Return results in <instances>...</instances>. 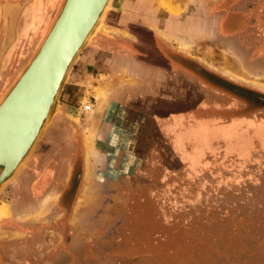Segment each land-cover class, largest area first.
Returning a JSON list of instances; mask_svg holds the SVG:
<instances>
[{
    "label": "rangeland",
    "instance_id": "obj_1",
    "mask_svg": "<svg viewBox=\"0 0 264 264\" xmlns=\"http://www.w3.org/2000/svg\"><path fill=\"white\" fill-rule=\"evenodd\" d=\"M25 1L0 0V101L63 2L35 0L24 7L4 48L7 9ZM121 1H113L114 9ZM92 43L71 70L48 130L0 193V264H264V126L239 121L217 128L190 117L176 137L185 148L182 157L151 144L150 151L127 153L128 167L114 169L124 177L110 176L109 137L98 140L91 129L98 108L89 87L74 83L76 74L90 78L84 60ZM242 43L252 46L247 39ZM259 59L242 68L240 81L257 82L264 91ZM261 118L264 113L256 120ZM68 124L79 127L81 142L74 141L72 129L57 132ZM60 150L76 163L68 186L51 176L73 166L67 156L58 159Z\"/></svg>",
    "mask_w": 264,
    "mask_h": 264
},
{
    "label": "crops",
    "instance_id": "obj_2",
    "mask_svg": "<svg viewBox=\"0 0 264 264\" xmlns=\"http://www.w3.org/2000/svg\"><path fill=\"white\" fill-rule=\"evenodd\" d=\"M112 7L107 31L92 43L84 60L90 81L82 74L74 78L75 85L89 87L98 108L92 131L98 140L108 136L109 152L114 159L118 154L110 161V176L118 175L114 169L130 159L127 153L152 150L138 147L144 139L163 144L176 157L185 154L176 137L190 117L226 127L219 126L221 115L211 114L202 99L189 94L194 81L185 66L197 64L242 84V68L260 56L259 50L249 56L242 43L243 28L236 24L243 14L241 0H123ZM251 83L247 86L261 90ZM204 90L209 94V87ZM141 119L146 122L143 132Z\"/></svg>",
    "mask_w": 264,
    "mask_h": 264
},
{
    "label": "water",
    "instance_id": "obj_3",
    "mask_svg": "<svg viewBox=\"0 0 264 264\" xmlns=\"http://www.w3.org/2000/svg\"><path fill=\"white\" fill-rule=\"evenodd\" d=\"M34 1L8 7L12 12L7 11L4 48L12 39L18 13ZM113 1L63 0L35 54L1 99L0 193L14 183L51 125L70 72L97 35ZM7 158L9 166L3 162Z\"/></svg>",
    "mask_w": 264,
    "mask_h": 264
},
{
    "label": "flooded vegetation",
    "instance_id": "obj_4",
    "mask_svg": "<svg viewBox=\"0 0 264 264\" xmlns=\"http://www.w3.org/2000/svg\"><path fill=\"white\" fill-rule=\"evenodd\" d=\"M240 9L244 15H241L240 20L236 21V24L238 25L239 22V25H241V27L243 28L241 37L243 38V40H249V44H251L252 46L253 44L256 46L254 48H251L252 46H247L246 51L249 53V56H254L259 48V58H261L262 62H264V0H241ZM109 22L112 21L110 20ZM229 25H231V23ZM180 58L181 57L177 58V62L181 65ZM186 64L189 63L187 62ZM185 68L188 71H191V75L194 81L193 85L190 84V87L187 83L189 87V94H195L194 98L196 100L201 101L202 99L203 104L211 109V114L221 115L222 119H218L219 126L222 124L229 126L233 119L242 122L243 126H264V118L256 120L259 113H264V92H261L258 89L244 84L230 81L217 73L208 72L197 64H190L188 65V67L185 66ZM207 87H209V94H207V92L204 90V88ZM141 123L142 125H139V127L141 132H143V127H145L146 122L142 121ZM68 129H72L74 131V141L77 140L81 142V138L78 135V132L80 131L79 127L71 128L68 124L65 125V127H60L57 132L61 133L59 132L61 130L67 132ZM144 141L146 140H142V142L138 146L141 151L142 149H145V147H150L152 144L151 142ZM70 144V142H67L66 145L69 147ZM70 148L71 147H69L68 150H70ZM62 155L72 159L71 164L73 166H71L70 169L66 168V171L55 170L51 176L53 178L52 180L56 181L57 184L62 183L65 185L67 183L68 186L72 182L76 163L73 164V156L72 154H69V152L65 154L63 153V150H60L58 153V159H62ZM127 162L128 160L125 162V164L119 167H122L121 169H126L128 167ZM137 165H139V163ZM137 165L135 166L139 167ZM120 168L117 169L119 170ZM117 169H115V171H117ZM117 173L118 175L116 176H125L122 175L123 173H121V171H118ZM62 175H65V179H60V176ZM57 177L59 178L56 180ZM64 185L61 188V198L65 195V192L67 190V186L64 187Z\"/></svg>",
    "mask_w": 264,
    "mask_h": 264
},
{
    "label": "bare ground",
    "instance_id": "obj_5",
    "mask_svg": "<svg viewBox=\"0 0 264 264\" xmlns=\"http://www.w3.org/2000/svg\"><path fill=\"white\" fill-rule=\"evenodd\" d=\"M165 5V4H164ZM5 8V7H4ZM172 10H173V7H172ZM9 13H11L12 11L11 10H7ZM6 14V13H5ZM8 20V19H7ZM180 27V26H179ZM88 37V36H87ZM87 39V38H86ZM10 135H8L7 137H5L8 141L10 140V137H9ZM3 162L7 165V166H9L10 165V162H11V159L9 158H7V159H4L3 160Z\"/></svg>",
    "mask_w": 264,
    "mask_h": 264
}]
</instances>
